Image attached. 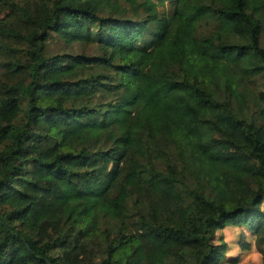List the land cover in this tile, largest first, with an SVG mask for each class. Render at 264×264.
Masks as SVG:
<instances>
[{
	"label": "trees",
	"instance_id": "16d2710c",
	"mask_svg": "<svg viewBox=\"0 0 264 264\" xmlns=\"http://www.w3.org/2000/svg\"><path fill=\"white\" fill-rule=\"evenodd\" d=\"M263 33L264 0H0V264L264 252Z\"/></svg>",
	"mask_w": 264,
	"mask_h": 264
},
{
	"label": "clouds",
	"instance_id": "9594fccd",
	"mask_svg": "<svg viewBox=\"0 0 264 264\" xmlns=\"http://www.w3.org/2000/svg\"><path fill=\"white\" fill-rule=\"evenodd\" d=\"M242 233L245 236V242L251 245L247 250H242L237 244ZM214 235L216 239L213 243L226 249L223 254L224 264H227L229 259L237 257H239L238 264H264V252L257 249L254 238L246 234L239 226L226 224L223 229L217 228ZM220 237H223V240Z\"/></svg>",
	"mask_w": 264,
	"mask_h": 264
},
{
	"label": "rangeland",
	"instance_id": "374dc122",
	"mask_svg": "<svg viewBox=\"0 0 264 264\" xmlns=\"http://www.w3.org/2000/svg\"><path fill=\"white\" fill-rule=\"evenodd\" d=\"M260 46L264 49V33L260 37ZM64 51H69V52H74V53L92 54L94 52V47L90 45H77V44H72L71 46H67V44L62 42V40L59 37H57L54 33H51L46 43V53L49 55H52V54L61 53ZM0 58H1V55H0ZM0 74H1V69H0ZM249 88L255 95L259 91H263L264 90V75H258L254 77L249 82ZM245 232H247L249 235L248 231H245Z\"/></svg>",
	"mask_w": 264,
	"mask_h": 264
},
{
	"label": "crops",
	"instance_id": "0c3cea01",
	"mask_svg": "<svg viewBox=\"0 0 264 264\" xmlns=\"http://www.w3.org/2000/svg\"><path fill=\"white\" fill-rule=\"evenodd\" d=\"M240 229H242L244 232L245 231H248L246 228H243V227H239ZM223 229V228H222ZM249 232V231H248ZM245 233H247V232H245ZM248 234V233H247ZM249 235L251 236V237H253L250 233H249ZM241 239L244 237L245 238V236L243 235V233L241 234ZM240 239V238H239ZM239 241V240H238ZM238 241H237V244L239 245V243H238ZM251 247V245L249 244V248ZM248 248V249H249ZM247 250V249H246ZM241 255H243V253H241Z\"/></svg>",
	"mask_w": 264,
	"mask_h": 264
}]
</instances>
